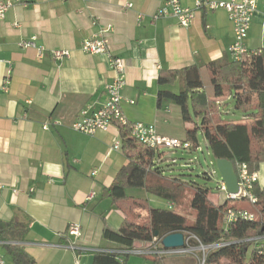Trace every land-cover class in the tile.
<instances>
[{"label":"crops","instance_id":"1","mask_svg":"<svg viewBox=\"0 0 264 264\" xmlns=\"http://www.w3.org/2000/svg\"><path fill=\"white\" fill-rule=\"evenodd\" d=\"M11 1L0 19V220L12 225L13 243L37 264H92L97 252L118 254L125 248L103 237L104 229L117 232L125 219L103 190L112 185L127 159L121 148L113 149L120 142L116 125L93 136L70 128L80 110H97L106 102L105 87L114 78L107 57L84 54L82 41L111 26L110 54L125 64L124 118L153 125L158 134L184 141L191 123L183 122L180 108L171 101L158 107V73L199 66L205 92L211 97L205 65L232 61L228 49L234 39L233 25L224 10L207 8L195 10L186 28L173 17L151 21L163 0ZM179 2L195 9L196 0ZM256 2L245 41L250 53L264 51V0ZM33 37L46 48L42 59L35 50L19 47ZM51 50H67L70 57L56 62L49 55ZM6 62L12 71L3 90ZM218 105L225 104L218 99ZM244 120L250 122V116L245 114ZM261 171L264 163L256 172L264 186L259 181ZM175 175L187 181L181 173H171ZM92 192L94 197L88 200ZM167 205L172 206L169 201ZM71 224L81 228L76 240L67 234ZM71 242L75 250L69 248ZM144 245L147 242H135L133 247ZM0 255L5 264H13L1 245ZM156 259L131 254L124 264H195L197 260L196 255Z\"/></svg>","mask_w":264,"mask_h":264},{"label":"trees","instance_id":"2","mask_svg":"<svg viewBox=\"0 0 264 264\" xmlns=\"http://www.w3.org/2000/svg\"><path fill=\"white\" fill-rule=\"evenodd\" d=\"M205 68L213 90L211 97L205 92L201 68L192 65L158 73L157 105L171 101L180 108L184 123H192L190 111L198 119V125L186 130L184 142L189 147L181 150L199 149L196 138L199 129L214 160L223 159L234 165L244 162L250 173H256L264 163V51L249 52L238 61H212ZM176 86L177 91L173 90ZM226 95H232L235 109L249 115L250 122L224 123L221 120L218 99ZM117 127L127 163L116 174L112 185L103 190V195L122 210L125 219L117 232L104 229L105 239L129 248L135 242H150L177 232L186 237L189 233L196 237L191 242L193 246L218 245L205 252L204 264H264V186L258 181L253 184L256 203L248 205L259 207L262 218L236 220L224 226V214L228 209L239 208L237 202L225 199L223 204L217 205L209 199L210 190L205 184L182 182L177 175L163 177L157 165L165 159V153L151 151L131 137L130 124ZM203 178L210 180L208 174ZM132 190L163 197L172 206L170 209L150 208L144 197L128 192ZM187 190L191 191L190 208L194 212L191 223L171 210L178 209ZM144 216L146 219L141 221ZM13 241L12 225L0 220V245L13 264H37ZM127 257L97 252L92 264H124Z\"/></svg>","mask_w":264,"mask_h":264},{"label":"built area","instance_id":"3","mask_svg":"<svg viewBox=\"0 0 264 264\" xmlns=\"http://www.w3.org/2000/svg\"><path fill=\"white\" fill-rule=\"evenodd\" d=\"M19 2V0H17ZM256 0H228V1H214V0H196L195 9L184 7L180 4L179 0H163L159 9L150 17L151 21H156L160 18L173 17L179 26L186 28L194 20L195 10L201 8H207L210 11L222 9L224 10L229 20L233 25V43L230 45L228 52L234 61L240 60L245 54L249 53L246 48L245 41L248 35V31L253 19L254 12L256 10ZM12 1L5 0L0 1V19L5 17L6 12L11 8ZM127 8L131 5L127 4ZM140 18L142 16H139ZM96 19L92 24H96ZM112 31L111 26L107 28L99 29L96 33L90 37L84 39L81 43V51L87 55H105L108 59L109 66L114 72L113 81L105 87V93L107 96L106 102L97 110H89L84 108L80 110L76 119L71 123L70 128L77 132L87 136H93L96 132L106 131L111 125L130 124V135L141 144L146 146L151 151H155L160 148L173 150L180 148H188L189 144L170 137L162 136L156 132L153 125L145 124L142 122L129 123L124 118L121 111V91L125 85V64L124 61L116 56L110 54L109 51V33ZM19 47L23 49H33L36 52V57L42 59L46 48L36 44V38L33 37L29 40L21 41ZM49 55L52 60L61 62L70 57V52L67 50H51ZM7 63V71L4 77V87L9 84L10 74L12 66ZM131 104L133 102H130ZM44 130L48 129V126H43ZM120 142H115L113 145L114 150H120ZM234 170L238 181V192L236 194H229L226 190L225 184L220 180L218 184V191L226 193V199L233 202H247L248 205H254L256 198L253 194V184L258 181L256 173H250L248 166L244 162H236ZM93 174L95 172H92ZM2 188L0 184V189ZM94 197V193H90L87 199L90 200ZM255 219L247 209H228L223 217V224L235 222L236 220L252 221ZM67 234L74 238V240L80 238L81 228L78 224H71L67 229ZM163 238V237H162ZM162 238H154L152 241L147 242V245L140 247L124 248L118 254L125 255H152L158 259L167 257H177L186 255H195V251L198 248L202 250L207 248H217L218 245L204 247L202 245L193 246L192 240H196V237L191 234H187L184 237V246L180 248H164L161 244ZM259 240V239H258ZM69 248L75 250L76 244L70 243ZM204 253L203 260L204 261ZM0 264H5L2 256L0 255ZM76 264H80L76 262Z\"/></svg>","mask_w":264,"mask_h":264},{"label":"rangeland","instance_id":"4","mask_svg":"<svg viewBox=\"0 0 264 264\" xmlns=\"http://www.w3.org/2000/svg\"><path fill=\"white\" fill-rule=\"evenodd\" d=\"M203 81L208 86V77L205 73H203ZM178 87L176 86L175 90L177 91ZM174 90V89H173ZM226 94H228V91L226 89ZM228 97L227 95L220 99V102H224V106H222L221 109V120L224 123H242L245 122V114L237 111L235 109V103L233 99H226ZM192 123L191 127H194L195 125H198V119H196L192 112L190 111ZM196 138L199 143V149L194 152H188L186 150H173L170 151L168 149L160 148L157 149V152H164L165 153V159L160 163L162 164V175L165 178H168L171 176V173H181L182 175L180 177L186 179L188 182H194L198 183L199 185L205 184L206 187L210 190L209 193V199L218 203L223 204V202L226 199V193L219 192L218 191V184L220 182V177L218 175L215 160L211 157L209 150L207 148L206 141L204 140V137L202 136L199 129L196 130ZM174 161L176 165H172L171 163ZM204 174H208L210 176V180H205ZM259 181L261 183H264V173L261 171L259 173ZM129 193H137V194H144V198L147 200L148 206L150 208H163V209H169L167 206V200L163 197H159L152 194H147L144 190H132ZM190 198H191V191L187 190L184 193L183 199L178 207V210L182 215H186V219L189 223L192 222V219L194 218V212L190 208ZM237 205L241 209H247L257 219H261L262 217L259 214V207H252L248 206V203L243 202H237ZM172 211L176 212V209H171ZM146 217L144 216V219L141 221H144ZM264 242V240H262ZM211 248H207L202 250L201 248H198L195 251L196 255V262L195 264H204L202 262L203 260V253L205 254L206 251H208Z\"/></svg>","mask_w":264,"mask_h":264},{"label":"water","instance_id":"5","mask_svg":"<svg viewBox=\"0 0 264 264\" xmlns=\"http://www.w3.org/2000/svg\"><path fill=\"white\" fill-rule=\"evenodd\" d=\"M215 164L220 180L225 184L227 192L229 194H236L238 192V181L234 170V164L231 161L223 159H216ZM155 235H157V233ZM161 244L164 248L183 247L184 236L180 232L168 234L162 238Z\"/></svg>","mask_w":264,"mask_h":264}]
</instances>
